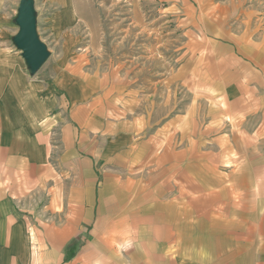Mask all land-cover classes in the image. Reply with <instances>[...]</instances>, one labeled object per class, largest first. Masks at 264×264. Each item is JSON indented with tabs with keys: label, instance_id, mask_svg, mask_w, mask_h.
Returning a JSON list of instances; mask_svg holds the SVG:
<instances>
[{
	"label": "crops",
	"instance_id": "obj_1",
	"mask_svg": "<svg viewBox=\"0 0 264 264\" xmlns=\"http://www.w3.org/2000/svg\"><path fill=\"white\" fill-rule=\"evenodd\" d=\"M43 74L0 45V264H264V97L114 126Z\"/></svg>",
	"mask_w": 264,
	"mask_h": 264
},
{
	"label": "rangeland",
	"instance_id": "obj_2",
	"mask_svg": "<svg viewBox=\"0 0 264 264\" xmlns=\"http://www.w3.org/2000/svg\"><path fill=\"white\" fill-rule=\"evenodd\" d=\"M19 4L0 0V45L21 57L13 43ZM35 6L51 56L34 77L74 75L80 92L93 83L97 112H107L114 126L128 117L154 129L186 112L209 123L222 97L231 102L223 103L227 110L264 97V0H35Z\"/></svg>",
	"mask_w": 264,
	"mask_h": 264
},
{
	"label": "water",
	"instance_id": "obj_3",
	"mask_svg": "<svg viewBox=\"0 0 264 264\" xmlns=\"http://www.w3.org/2000/svg\"><path fill=\"white\" fill-rule=\"evenodd\" d=\"M15 23L19 28L13 43L21 52L29 74L34 77L50 58L47 44L39 36L35 0H20Z\"/></svg>",
	"mask_w": 264,
	"mask_h": 264
}]
</instances>
